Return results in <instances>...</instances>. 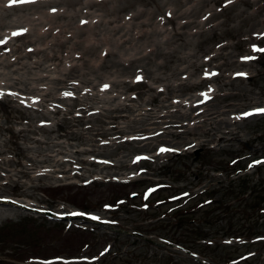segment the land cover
<instances>
[{
  "label": "rangeland",
  "instance_id": "obj_1",
  "mask_svg": "<svg viewBox=\"0 0 264 264\" xmlns=\"http://www.w3.org/2000/svg\"><path fill=\"white\" fill-rule=\"evenodd\" d=\"M66 1L56 0L54 9L79 7ZM97 1L90 9L94 21L107 13L136 34L128 32L132 39L125 48L107 42L86 49L75 44L79 30L60 36L56 28L58 40L51 35L18 40L23 58L15 65L0 63V264H264V215L248 210L264 197V114L241 115L264 108V52L255 50L264 49V14L255 13L263 2L242 0L232 7L226 0L222 7L210 1L201 12L179 19L198 22L210 8L224 10L204 34L197 24L175 35L168 16L174 13L165 10L180 0ZM0 4L16 7L6 0ZM157 4L166 6L158 11ZM17 8L5 17L7 23L29 15ZM31 8L30 17L39 18L40 9ZM134 10L137 18H131ZM6 12L0 8V15ZM152 13L151 25L135 29ZM80 16L71 24L92 21ZM12 27L0 28V41L24 29ZM31 39L37 42L29 46ZM153 41L171 54L155 52L137 61L151 53L142 49ZM51 49L57 59L47 58ZM214 53L218 57L211 59ZM0 54L6 60L5 51ZM203 60L205 65L192 64ZM206 70L217 74L206 77ZM221 74L236 78L218 79ZM138 75L143 79L137 81ZM188 80L193 84L162 101L165 84L181 87ZM127 100L133 112L116 109ZM200 101L204 106L192 110ZM168 102L183 106L171 109L175 113L160 111L166 116L151 124L156 139L140 142L151 130L140 109ZM24 167L28 174L20 172ZM244 178L259 191V202L249 188L244 191ZM253 231L262 236L236 237Z\"/></svg>",
  "mask_w": 264,
  "mask_h": 264
},
{
  "label": "bare ground",
  "instance_id": "obj_2",
  "mask_svg": "<svg viewBox=\"0 0 264 264\" xmlns=\"http://www.w3.org/2000/svg\"><path fill=\"white\" fill-rule=\"evenodd\" d=\"M186 1L184 4L187 5V3H189V5H187L186 9L183 10L182 12L179 11L178 9V6L183 4V2ZM196 2L192 3V0H180L179 2H176L175 5L176 7H173L171 8L170 10H165V12H168V11H171L172 13H174V15H168L170 19L172 20H169L170 23H173V26H174V30H175V35H182L184 32H185V28L187 27H190V26H193V25H201V28L202 30L200 29V35L204 34L205 33V26L208 25L217 15L221 14L224 12V10H222L220 13L218 11H216L214 8H210L208 11L210 12L209 14H206L204 13L202 16H203V19L199 20L198 22L196 20H191V19H188V20H183V21H179V19H183V18H190V14H195V13H198L199 11L201 12L206 5L209 4L210 1H215L216 3H219L222 5L223 7V4L226 0H195ZM238 1H242V0H231V2H229L228 0V4H232L230 6H235L236 3ZM244 1V0H243ZM248 2L252 3V4H257V2H263L259 5V7L256 8V15L258 16H261L264 14V0H247ZM1 2V0H0ZM67 2V5H69L68 2H70V0L66 1ZM72 3H77L79 4V7L78 8H75L74 11L73 10H68L66 11L65 9L63 8H60V9H57L56 11H53V9L55 8L56 6V0H47V1H39V2H36L34 0V2H29V3H21V4H15L16 7H13V8H8V6H4L2 4H0V8L2 9L3 7L7 10L6 14H1V18H0V28H8L9 26L12 27L11 25H20V26H16V27H12V28H27L28 30V33L27 35L26 34H22V35H13L11 36L10 35V39L9 40H5L6 42L5 43H0V53L2 51H5V55H6V60L4 59L3 61L0 60V63H5V64H8V65H15L17 62V58L18 60L20 61L22 58H23V55L22 53L18 54L20 51V46H16V41L18 40H21V39H29L33 36H37L38 37V40L39 38L41 39H45L47 38V36L51 35L52 37L54 36L57 40H58V36L55 35L54 33V30L56 28H59V34L60 36H62L63 33H68L70 34L71 32L75 31L77 29V31L79 30L78 32V35H77V39L76 38V41H75V44L77 45H82L84 48H88L89 46H98V47H101L103 45H106L107 42L112 44L114 47L116 46H120L121 48H125L126 47V43L130 42V39L133 38H137L136 37V34H132L131 31H126L125 30V27H128L126 26V23L122 24L121 21H116V20H112V19H107L106 18V14H103L102 16H100V14L96 15L97 17H99V19L95 20L94 21V18H95V14H93L92 11H90L91 8L93 7H96L99 3L97 0H72L71 1ZM6 3L10 4L9 3V0H6ZM39 5V7H38ZM44 5L45 6H49L48 8H52V10H49L47 8V10H42L41 8H44ZM13 6V5H12ZM165 4H157V9L158 11H160L162 8H165ZM19 7V8H17ZM31 7H35V9H37L36 11H38L40 9V12H38L39 14H41L38 18V15L36 14H33V15H36V17H30L31 16V12H29L30 10H32ZM67 7V6H65ZM19 9V11L21 10H25L28 12L29 15H17L18 18L16 19H11L8 23L5 19V17H9L10 16V11L12 10H15V9ZM46 8V7H45ZM124 5L122 7V9H124ZM85 10H88V11H85ZM98 11V10H96ZM109 12H112V10H108ZM135 14H132L131 18H137V15L139 16L140 15V12L139 10H134ZM36 13V12H35ZM156 13V12H155ZM155 13H152L150 18L146 20H141V22L138 23V27L135 28L137 30H142V28L145 26V25H151V22H153L156 17H155ZM206 14V15H205ZM81 15V16H80ZM80 16V19L82 18H88L90 17V19H92V21H90L89 23L85 24V25H81L80 26V22L78 23V25L74 26L73 24H71V21H73V18L74 17H79ZM107 17H109V14H107ZM59 19L60 20H68V21H65V22H59ZM79 19V18H78ZM37 20V21H36ZM262 22V20H261ZM97 24L100 25V26H104V29L103 31L100 30V29H97ZM1 25H3V27H1ZM57 25V26H55ZM86 29V27H88ZM197 27V26H196ZM105 28H107L105 30ZM216 27H213L211 30H214ZM26 31V32H27ZM108 34H107V32ZM209 31V29L206 31V33ZM262 31V30H261ZM112 32H117V33H112ZM128 32L132 35L129 36ZM141 32V31H139ZM149 32V31H148ZM14 33V32H13ZM1 31H0V38L3 36H1ZM24 35V36H23ZM119 35V36H118ZM134 35V36H133ZM174 35V36H175ZM184 35V34H183ZM84 36H87V38H83ZM174 38V37H173ZM40 39V40H41ZM73 39V38H71ZM30 41V44L29 46L32 44V41L35 43L37 42V39H31L29 40ZM19 42V41H18ZM17 42V43H18ZM204 44V40H199V46H203ZM155 46V47H153ZM226 45L222 46L221 49L225 48ZM147 48H150V54L149 55H143V56H140L139 58H136L137 61H140L143 60L144 58L146 57H149L151 56L152 54H155V52L159 53V54H166L168 53L167 50H162L160 49V47L157 45H155L154 41L152 42V44H149L147 45L145 48H143L142 50H146ZM52 50L51 49L49 51L50 54L47 55V58L48 59H57V56L54 57V55H52ZM37 52L39 53L40 52V49L38 48ZM154 52V53H153ZM13 53V54H12ZM15 53V54H14ZM29 53H32L31 50H26V54L29 55ZM140 53L142 54L143 51H140ZM16 54H18V57H16ZM168 54H171L168 53ZM168 54L164 55V56H167ZM217 53H214L212 56H211V59H214V58H217L218 55H216ZM2 56V54H0V57ZM12 56L14 57V63L12 61ZM232 57H226V59H231ZM207 62V60H203L199 63H196L195 61L192 62L193 65H196L197 67L201 66V65H205V63ZM235 61H231L230 60V63L229 64H233ZM28 67V65H26ZM185 72V70L183 71ZM222 75V74H221ZM217 76V78H222L224 77L225 75L223 74L222 76ZM216 76V75H215ZM226 78L228 79H232L233 76H225ZM17 78V77H16ZM233 78H236V77H233ZM203 81H205L206 79H201ZM191 80H188V83L186 84L185 82H182L181 83V87H180V84L174 86L173 84H165L164 87L167 91H161L159 92V94H163L164 97L162 98V101H167V99L170 98V94H172V92H175L177 91V89H179L180 91H182V88L187 86V85H192L193 83L190 82ZM25 82V80H22L21 79V83L23 84ZM128 84V83H127ZM151 89H154V87L150 86ZM159 94L157 93L155 96H153V100L159 96ZM173 99V98H172ZM131 101V100H129ZM127 100V102H121L122 104L121 105H117L116 106V109L117 110H128L129 109V112H133V107H129L131 104V102H129ZM205 102H198L196 104H192L191 105V109L194 110L195 108H202L204 106ZM163 106H159V109L158 108H154V109H151V108H143L140 109L141 107H139L140 110H142L144 112V114H141V121H146L148 120V122H150V126L148 127H145L147 130H150V132H148L149 134L148 137H143V138H140L139 141L142 142V141H145L146 139H150V138H154L156 139V135L155 133L153 132V130L155 129L152 125H155L157 124L158 122H160L161 118L165 117L166 114H159L160 111H164V113H175L177 112V110L174 109V111H171V109L173 108H176V106H183L181 103H179L178 105L175 104L174 102H168V104H165L163 103L162 104ZM138 109V108H137ZM206 109H204L202 111L205 112ZM207 111L209 112V109H207ZM68 113H71V111H69ZM186 115H189L190 113L189 112H182ZM213 114V113H212ZM197 115V114H196ZM210 115V114H209ZM123 117H127V115H123ZM198 117L199 118H203L201 117V115H197L195 116L194 118ZM169 122V121H168ZM209 124L211 125L212 122H209ZM204 127V125L202 126ZM124 129H120V131H123ZM208 130V129H206ZM205 130V131H206ZM134 132H143V129L141 130H136ZM135 141H137L138 139L135 137V139H133ZM147 144H150V142H148ZM121 165L122 166H125V162L124 161H121L119 160ZM117 166V165H115ZM105 167H108V166H105ZM30 171L29 168H26L24 167L20 172L21 173H24V174H28ZM73 170H64V171H61V173H69ZM59 172V171H58ZM73 174L75 175H81V173H78V172H74ZM190 201V200H189ZM0 202H2L0 200Z\"/></svg>",
  "mask_w": 264,
  "mask_h": 264
},
{
  "label": "snow or ice",
  "instance_id": "obj_3",
  "mask_svg": "<svg viewBox=\"0 0 264 264\" xmlns=\"http://www.w3.org/2000/svg\"><path fill=\"white\" fill-rule=\"evenodd\" d=\"M29 2H34V0H9V3L10 5H15V4H21V3H29ZM229 2H231V0H229ZM53 11H56L55 9H53ZM170 15V13H169ZM81 23H87V21H81ZM27 30L26 29H21L17 32H14L13 35H22L24 32H26ZM260 35H264V34H260ZM6 41H0V43H5ZM257 51H261V52H264V49H255ZM208 59V58H206ZM244 59H252V57H245ZM217 73L215 72H211L209 73L207 70L205 71V76H212V75H216ZM237 75H246V74H242V73H239ZM143 78L141 76H137L136 77V80L137 81H140L142 80ZM75 83V82H74ZM110 87V85L108 84H105L103 85V89L106 90ZM87 91V90H86ZM65 96H71L73 95V93L71 92H66L64 93ZM201 95H203L205 97V99H209L210 97L208 96V93H201ZM254 114H264V108H256V109H253L249 112H244L242 113L241 115L243 117H248V116H252ZM240 117H237V119H239ZM161 151H168V149H161ZM139 159V158H138ZM256 163H261V161H256ZM71 215H83V213H71ZM93 219H99V217H93Z\"/></svg>",
  "mask_w": 264,
  "mask_h": 264
},
{
  "label": "trees",
  "instance_id": "obj_4",
  "mask_svg": "<svg viewBox=\"0 0 264 264\" xmlns=\"http://www.w3.org/2000/svg\"><path fill=\"white\" fill-rule=\"evenodd\" d=\"M243 183L245 184V190L244 191H247V188H249V192H251L252 193V195L258 200V202H259V198H260V196H256L257 195V193L259 192V191H257V189H256V187H251V186H249V183H250V179H247V178H244L243 179ZM199 195L198 194H195V196H193L191 199H190V201H192V200H196V198L198 197ZM254 199V198H253ZM262 199H264V197H262V198H260V203H257V202H255L252 206H251V209H248V210H250V211H252L254 214H255V211H260L261 210V212H262V215H264V208H261L260 207V204L261 203H263L262 202ZM189 201V200H188ZM189 201V202H190ZM253 215L252 216H250V217H248V219L251 221V223H254V222H252V221H254L253 220ZM257 232H255V231H253V232H250L249 233V235H237L236 237H251V236H253L254 235V237L253 238H249V239H254L255 237H261L262 235L261 234H259V233H257ZM259 234V235H258ZM201 237H203V236H200V238L199 239H203V238H201ZM248 239V240H249ZM94 263H97V262H94ZM93 263V264H94ZM77 264H85V263H77ZM88 264H91V263H88ZM97 264H99V263H97ZM100 264H103V262L101 261L100 262Z\"/></svg>",
  "mask_w": 264,
  "mask_h": 264
}]
</instances>
